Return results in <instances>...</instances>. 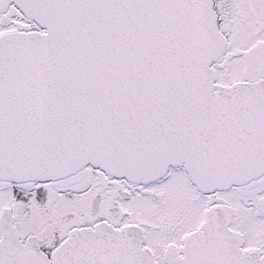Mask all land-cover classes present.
<instances>
[{"label":"water","instance_id":"1","mask_svg":"<svg viewBox=\"0 0 264 264\" xmlns=\"http://www.w3.org/2000/svg\"><path fill=\"white\" fill-rule=\"evenodd\" d=\"M11 5L42 30L0 36V178L55 180L91 165L148 181L182 166L208 189L264 173V81H215L225 37L213 0H0V13ZM223 223L212 215L180 264H204L212 226L253 264ZM12 231L0 263L13 248L16 264ZM53 264L157 262L137 226L99 224L72 231Z\"/></svg>","mask_w":264,"mask_h":264},{"label":"flooded vegetation","instance_id":"2","mask_svg":"<svg viewBox=\"0 0 264 264\" xmlns=\"http://www.w3.org/2000/svg\"><path fill=\"white\" fill-rule=\"evenodd\" d=\"M263 5L264 0H213L218 28L225 37L222 54L212 65L216 82L264 81ZM37 28L14 5L0 13V36ZM175 178V186L185 184L190 189V203L169 185ZM173 201L189 204L180 218L190 211V226L179 236L175 233L156 243L152 235L170 232L177 221L178 213L163 221L162 208ZM214 214L223 219L219 227L233 248L246 253L253 264H264V173L247 182L208 189L199 187L181 166L148 181L118 177L93 166L55 180L0 178V243L11 228L20 246L16 264H53L54 252L72 231L99 224L137 226L157 264H180L188 239ZM208 235L217 242L205 243L207 237L201 242L204 264H247L225 248L218 226H212ZM7 251L9 255H1L8 257L7 262L0 264H14L13 248ZM200 253L196 252L197 259Z\"/></svg>","mask_w":264,"mask_h":264},{"label":"rangeland","instance_id":"3","mask_svg":"<svg viewBox=\"0 0 264 264\" xmlns=\"http://www.w3.org/2000/svg\"><path fill=\"white\" fill-rule=\"evenodd\" d=\"M177 179L178 178L172 179V181H170L169 185L171 187H173L174 190L177 189L178 195L184 196V200H185L184 202L190 203V201H189L190 200V189L185 184L175 186L177 184ZM169 198H171V196H169ZM173 207H174V210H172ZM187 208H190L189 204L186 206L185 205H178L175 201H173L172 204L167 203L166 206H163V208H162L163 209V213H162L163 221L165 219L172 218V216H175V213H178V214H176L177 221H173V228L170 230V232H166L165 234L155 233L154 230H152V229L150 230V232L155 233V236L152 235V238L156 243H158L162 239H165V240L170 239V235L172 236L175 233L179 236L180 233H182L188 226H190V223H189L190 222V211H188L187 213L184 214V219L181 220V218H180V217H183L181 212L183 210H184V212H186Z\"/></svg>","mask_w":264,"mask_h":264}]
</instances>
